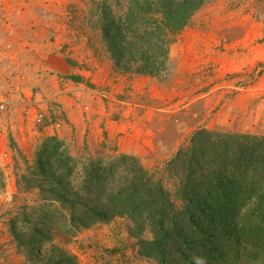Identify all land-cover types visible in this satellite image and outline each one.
Listing matches in <instances>:
<instances>
[{"label":"rangeland","instance_id":"374dc122","mask_svg":"<svg viewBox=\"0 0 264 264\" xmlns=\"http://www.w3.org/2000/svg\"><path fill=\"white\" fill-rule=\"evenodd\" d=\"M128 1L76 0L62 5L52 23L55 34L19 38V49L27 39L37 41L26 56L35 57L27 64L32 68L26 72L19 67L18 57L0 68V101L7 102L0 121V167L5 175L0 189V264H42L19 250L11 225L25 213L37 216L55 210L38 188H29L37 150L47 137L34 133L44 124V112L37 111L43 121L35 117L33 134L24 144L7 126L12 116L26 120L36 108L33 96L40 87L34 79L45 69L34 64L45 54H63L89 72L84 79L89 90H81V112L85 120L91 119L79 139L84 145L64 141L79 161H109L126 153L121 147H132L126 154L164 176L174 193L176 180L162 170L196 129L264 134V0H206L174 37L167 69L156 75L117 67L104 40L106 15H124ZM51 37L57 46H47ZM130 226L127 218L115 217L72 234L62 223L51 235L53 243L76 256L77 264H155L139 253Z\"/></svg>","mask_w":264,"mask_h":264},{"label":"trees","instance_id":"16d2710c","mask_svg":"<svg viewBox=\"0 0 264 264\" xmlns=\"http://www.w3.org/2000/svg\"><path fill=\"white\" fill-rule=\"evenodd\" d=\"M205 1L129 0L124 15L109 12L103 35L117 67L165 71L174 37ZM162 171L176 180L174 193L135 155L79 161L57 135L47 136L29 188L55 210L15 217L13 238L31 260L77 264L53 243L54 228L64 223L74 234L125 217L139 253L155 264H264V134L198 128ZM4 176L0 167V189Z\"/></svg>","mask_w":264,"mask_h":264},{"label":"crops","instance_id":"0c3cea01","mask_svg":"<svg viewBox=\"0 0 264 264\" xmlns=\"http://www.w3.org/2000/svg\"><path fill=\"white\" fill-rule=\"evenodd\" d=\"M73 1L76 0H0V48L2 50L0 68L10 65L18 57L20 61L16 60L21 62L19 67L22 65L21 67L26 72L27 69L30 70L32 66L27 64L35 57L30 56L31 59L27 57L37 41L27 39L23 42L25 46L19 49L17 48L19 38L26 35L37 37L40 34H55L57 30L53 28V21L58 17L60 7ZM56 42L58 43L57 40ZM47 43V46L58 45L53 43V39L48 40ZM8 44L12 47L7 48ZM40 54L42 56V53ZM43 58V61L38 58L39 60L37 59L34 64L35 68L45 69L42 74L38 75L39 78L34 79V84L40 87V90L33 96L36 108L26 120L12 116L7 126H10L13 131L12 136L15 140L24 144L26 143L25 138H31L33 134L35 112L42 111L45 114L44 124L39 125L37 131L34 132L35 135H57L69 145L70 143L72 146H75V143L80 145L79 139L87 131V122H91V119L85 120L81 112L83 104L81 90L85 88L89 90L86 85L87 79L84 81L89 72L69 62L63 54H45ZM69 75L80 77V80L72 79ZM144 78L145 76H142L141 79ZM94 121L93 118V125ZM85 142L87 144L89 141L85 140ZM82 143L81 147L84 145V139ZM130 148L132 147L128 146L127 149L121 147V152L127 153Z\"/></svg>","mask_w":264,"mask_h":264},{"label":"built area","instance_id":"2783aa9c","mask_svg":"<svg viewBox=\"0 0 264 264\" xmlns=\"http://www.w3.org/2000/svg\"><path fill=\"white\" fill-rule=\"evenodd\" d=\"M11 47H12L11 44L7 45V48H11ZM1 53H2V50L0 48V56H1ZM6 112H7V102L5 100H1L0 101V121L6 115ZM29 112H30V109H29ZM35 117H36L37 122H42L44 116L42 113L35 112Z\"/></svg>","mask_w":264,"mask_h":264}]
</instances>
